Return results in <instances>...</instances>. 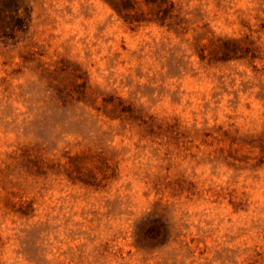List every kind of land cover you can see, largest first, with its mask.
Here are the masks:
<instances>
[{"label": "rangeland", "instance_id": "obj_1", "mask_svg": "<svg viewBox=\"0 0 264 264\" xmlns=\"http://www.w3.org/2000/svg\"><path fill=\"white\" fill-rule=\"evenodd\" d=\"M22 2L0 264H264V0Z\"/></svg>", "mask_w": 264, "mask_h": 264}, {"label": "trees", "instance_id": "obj_2", "mask_svg": "<svg viewBox=\"0 0 264 264\" xmlns=\"http://www.w3.org/2000/svg\"><path fill=\"white\" fill-rule=\"evenodd\" d=\"M27 10L22 0H10V6L0 8V39L12 40L26 29Z\"/></svg>", "mask_w": 264, "mask_h": 264}]
</instances>
